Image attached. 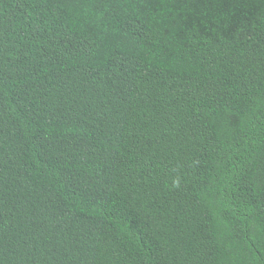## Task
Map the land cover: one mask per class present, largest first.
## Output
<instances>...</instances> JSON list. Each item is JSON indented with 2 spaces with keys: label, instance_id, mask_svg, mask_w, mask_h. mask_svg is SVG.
I'll list each match as a JSON object with an SVG mask.
<instances>
[{
  "label": "trees",
  "instance_id": "obj_1",
  "mask_svg": "<svg viewBox=\"0 0 264 264\" xmlns=\"http://www.w3.org/2000/svg\"><path fill=\"white\" fill-rule=\"evenodd\" d=\"M0 264H264V0H0Z\"/></svg>",
  "mask_w": 264,
  "mask_h": 264
}]
</instances>
